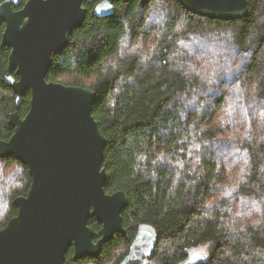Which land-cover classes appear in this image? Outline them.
Instances as JSON below:
<instances>
[{
  "label": "trees",
  "instance_id": "1",
  "mask_svg": "<svg viewBox=\"0 0 264 264\" xmlns=\"http://www.w3.org/2000/svg\"><path fill=\"white\" fill-rule=\"evenodd\" d=\"M100 1L84 0L86 18L46 78L96 91L105 189L128 196L126 233L96 257L74 260L71 246L65 264H120L142 223L158 233L150 264H184L202 249L199 264H264V0H247L248 14L236 19L195 13L180 0H122L98 16ZM5 26L0 21V139L8 140L10 114H27L31 91L17 106L5 81ZM30 186L27 165L0 157V229ZM88 224L96 233L102 227L95 217Z\"/></svg>",
  "mask_w": 264,
  "mask_h": 264
},
{
  "label": "water",
  "instance_id": "2",
  "mask_svg": "<svg viewBox=\"0 0 264 264\" xmlns=\"http://www.w3.org/2000/svg\"><path fill=\"white\" fill-rule=\"evenodd\" d=\"M118 1H100L95 14H113ZM19 2H0V21L6 24L2 44L11 48L5 81L17 94V106L27 91L31 101L24 117L10 114L14 133L0 139V157L13 155L27 165L31 186L14 199L18 212L0 229V264H65L71 246L74 260L96 257L103 243L126 233L122 214L128 196L105 189L107 139L94 116L96 91L46 78L53 56L69 44L88 10L84 0H28L15 9ZM180 2L219 19L241 18L249 11L247 0ZM93 217L102 224L97 233L88 224ZM157 242L154 226L140 224L120 264H150ZM205 257L204 249L196 250L184 264H199Z\"/></svg>",
  "mask_w": 264,
  "mask_h": 264
},
{
  "label": "rangeland",
  "instance_id": "3",
  "mask_svg": "<svg viewBox=\"0 0 264 264\" xmlns=\"http://www.w3.org/2000/svg\"><path fill=\"white\" fill-rule=\"evenodd\" d=\"M199 56H200L201 60L199 59ZM199 56H198V59H197L198 65L201 64L202 62H204V57L202 55H199ZM207 57H211V55H207ZM235 162L236 161H233L234 164H235ZM238 168H239V166H236V169H235V167H233V169L231 170L233 175H235V170L237 172ZM240 171H241V169H240ZM151 263H153V262H151Z\"/></svg>",
  "mask_w": 264,
  "mask_h": 264
}]
</instances>
